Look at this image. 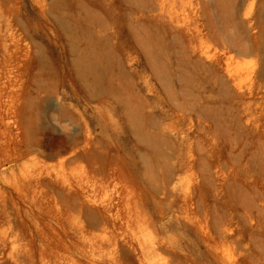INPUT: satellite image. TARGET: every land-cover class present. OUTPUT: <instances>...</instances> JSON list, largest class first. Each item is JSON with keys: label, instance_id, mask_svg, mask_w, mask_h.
I'll list each match as a JSON object with an SVG mask.
<instances>
[{"label": "rangeland", "instance_id": "rangeland-1", "mask_svg": "<svg viewBox=\"0 0 264 264\" xmlns=\"http://www.w3.org/2000/svg\"><path fill=\"white\" fill-rule=\"evenodd\" d=\"M0 89V264H264V0H0Z\"/></svg>", "mask_w": 264, "mask_h": 264}, {"label": "bare ground", "instance_id": "bare-ground-1", "mask_svg": "<svg viewBox=\"0 0 264 264\" xmlns=\"http://www.w3.org/2000/svg\"><path fill=\"white\" fill-rule=\"evenodd\" d=\"M172 21V20H171ZM176 21H177V24H178V22H179V19H176ZM174 22V21H173ZM172 23V22H171ZM174 24H175V22H174ZM176 24V25H177ZM173 26H175V25H173ZM176 27V26H175ZM1 98H2V93H1V89H0V107H1ZM0 118H1V120L2 121H4V123H5V125H6V127H8L9 125H10V123H11V121H10V118L9 117H7L6 115H5V113L4 112H2L1 111V109H0ZM257 128V127H256ZM8 129V128H7ZM9 129H10V127H9ZM10 132V131H9ZM11 133V132H10ZM263 146H264V143H263ZM237 162H239V161H236L234 164H233V167H237L239 164H237L236 165V163ZM39 179L38 180H36V182L39 184ZM64 182H66L67 184V187H72V184L73 183H71V181L69 182L68 180H65ZM78 184V183H77ZM81 186V185H80ZM80 186H77L78 188H81ZM107 206H102V207H90V210H92L93 212H94V214H96L97 216H94L95 218H97V219H95V218H93V220L99 225V226H101V227H103V230L104 231H106L107 229H110V228H112V227H114V222H113V220H112V217H113V215H112V209H111V205H108V204H106ZM79 231L80 230H78V229H74L73 231H72V236H73V238H77V235H78V233H79ZM112 242H111V244L110 245H113L114 247L118 244V241H117V239L115 238V237H112V239H110ZM115 254H116V252L114 251L113 253H112V255H111V260H113V259H115L116 257H115ZM14 258L12 259V263L11 264H24L23 262L24 261H22V259H20V258H22L23 257V259H24V256H21V255H19V256H17L16 255V257L14 256V255H12ZM12 258V257H11ZM26 260H28L27 259V257L25 258ZM24 259V260H25ZM26 263V262H25ZM112 263H114V261H112Z\"/></svg>", "mask_w": 264, "mask_h": 264}]
</instances>
